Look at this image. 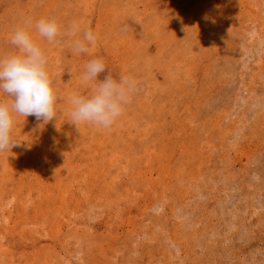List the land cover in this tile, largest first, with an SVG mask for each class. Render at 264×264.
<instances>
[{"label":"rangeland","instance_id":"obj_1","mask_svg":"<svg viewBox=\"0 0 264 264\" xmlns=\"http://www.w3.org/2000/svg\"><path fill=\"white\" fill-rule=\"evenodd\" d=\"M25 27L56 119L16 116L0 153V264H264V0H0V58ZM95 58L128 101L110 128H77Z\"/></svg>","mask_w":264,"mask_h":264},{"label":"clouds","instance_id":"obj_2","mask_svg":"<svg viewBox=\"0 0 264 264\" xmlns=\"http://www.w3.org/2000/svg\"><path fill=\"white\" fill-rule=\"evenodd\" d=\"M28 27H31L29 22ZM40 37L53 43L60 34V26L55 20L41 19L35 24ZM79 27L73 23L68 35H76ZM96 35L85 31L81 39L73 42L76 54H86L89 45H95ZM11 43L18 50L16 55L0 58V93L9 100H0V153L12 149L19 143L12 139L16 116H35L44 124L56 119L55 95L47 58L41 47L33 40L27 27L14 31ZM104 78L101 80V74ZM85 84L92 85L90 95L74 93L70 98L71 120L74 125L92 124L103 129L110 128L121 116L128 101L130 82L121 76L119 80L107 72L102 58L87 62L82 75Z\"/></svg>","mask_w":264,"mask_h":264}]
</instances>
